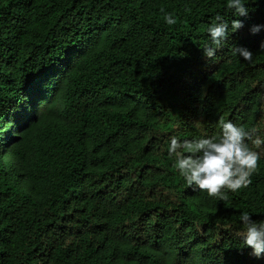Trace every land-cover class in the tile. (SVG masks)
I'll return each mask as SVG.
<instances>
[{"label": "trees", "instance_id": "16d2710c", "mask_svg": "<svg viewBox=\"0 0 264 264\" xmlns=\"http://www.w3.org/2000/svg\"><path fill=\"white\" fill-rule=\"evenodd\" d=\"M224 4L0 0V264H264L237 235L264 219V159L218 201L166 151L221 120L264 137V0L209 59Z\"/></svg>", "mask_w": 264, "mask_h": 264}, {"label": "clouds", "instance_id": "9594fccd", "mask_svg": "<svg viewBox=\"0 0 264 264\" xmlns=\"http://www.w3.org/2000/svg\"><path fill=\"white\" fill-rule=\"evenodd\" d=\"M255 2L225 0L224 13H216L207 27L209 43L203 48L206 58L215 57L229 37L244 26L239 17H247L249 5ZM161 12L167 25L176 23L172 13L163 8ZM227 14L234 18L229 20ZM249 31L256 35L264 31V24H253ZM260 47L264 48V41ZM231 51L242 61H252L253 52L247 47L233 45ZM259 102L264 103V93L260 95ZM219 129L218 134H203L191 140H180L173 136L168 141L166 151L173 162L172 166L188 186H195V189L218 201H227L229 193L251 184L259 161L264 159L261 151L264 137L257 135L255 128H246L231 120H221ZM7 139L8 134L3 132L0 145H6ZM239 221L243 227L237 235L241 238L242 247L251 249L250 255L257 259L264 257V219H253L250 212L241 210Z\"/></svg>", "mask_w": 264, "mask_h": 264}, {"label": "rangeland", "instance_id": "374dc122", "mask_svg": "<svg viewBox=\"0 0 264 264\" xmlns=\"http://www.w3.org/2000/svg\"><path fill=\"white\" fill-rule=\"evenodd\" d=\"M2 137H3V135H2Z\"/></svg>", "mask_w": 264, "mask_h": 264}]
</instances>
